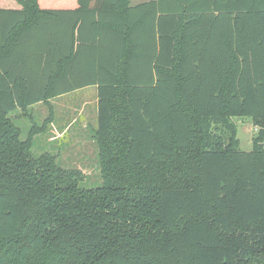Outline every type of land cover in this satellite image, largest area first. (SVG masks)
Segmentation results:
<instances>
[{
	"label": "trees",
	"instance_id": "obj_1",
	"mask_svg": "<svg viewBox=\"0 0 264 264\" xmlns=\"http://www.w3.org/2000/svg\"><path fill=\"white\" fill-rule=\"evenodd\" d=\"M88 86L94 188L10 116ZM0 264H264V0H0Z\"/></svg>",
	"mask_w": 264,
	"mask_h": 264
},
{
	"label": "rangeland",
	"instance_id": "obj_2",
	"mask_svg": "<svg viewBox=\"0 0 264 264\" xmlns=\"http://www.w3.org/2000/svg\"><path fill=\"white\" fill-rule=\"evenodd\" d=\"M95 91L89 86L54 97L48 103H36L26 112L16 110L10 114L21 140L37 131L31 136L30 151L34 157L53 156L61 168L82 174L80 183L89 188L101 183L98 146L92 136L96 124ZM231 120L237 127L240 150L249 151L258 128L248 117Z\"/></svg>",
	"mask_w": 264,
	"mask_h": 264
},
{
	"label": "crops",
	"instance_id": "obj_3",
	"mask_svg": "<svg viewBox=\"0 0 264 264\" xmlns=\"http://www.w3.org/2000/svg\"><path fill=\"white\" fill-rule=\"evenodd\" d=\"M130 1V5H136V4H139V3H141V2H143V1H147V0H137L135 3H133V0H129ZM14 6H17V5H14ZM89 87V86H88ZM94 88H95V90H96V87L95 86H93ZM84 88H86V87H84ZM81 89H83V88H81ZM76 91V90H75ZM95 93H96V91H95ZM96 95V94H95ZM62 96V95H61ZM95 101H96V112H97V100L95 99ZM96 125V124H95Z\"/></svg>",
	"mask_w": 264,
	"mask_h": 264
}]
</instances>
